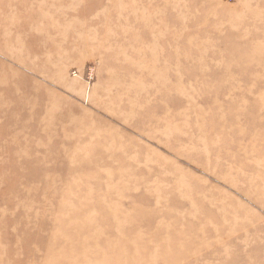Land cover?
Returning a JSON list of instances; mask_svg holds the SVG:
<instances>
[{"label": "rangeland", "instance_id": "rangeland-1", "mask_svg": "<svg viewBox=\"0 0 264 264\" xmlns=\"http://www.w3.org/2000/svg\"><path fill=\"white\" fill-rule=\"evenodd\" d=\"M0 264H264V0H0Z\"/></svg>", "mask_w": 264, "mask_h": 264}]
</instances>
